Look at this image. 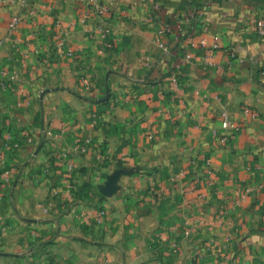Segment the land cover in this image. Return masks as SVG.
<instances>
[{
    "label": "crops",
    "instance_id": "1",
    "mask_svg": "<svg viewBox=\"0 0 264 264\" xmlns=\"http://www.w3.org/2000/svg\"><path fill=\"white\" fill-rule=\"evenodd\" d=\"M262 17L0 0V264H264Z\"/></svg>",
    "mask_w": 264,
    "mask_h": 264
},
{
    "label": "built area",
    "instance_id": "2",
    "mask_svg": "<svg viewBox=\"0 0 264 264\" xmlns=\"http://www.w3.org/2000/svg\"><path fill=\"white\" fill-rule=\"evenodd\" d=\"M24 3H25V1L23 2V4ZM21 22H22V16L20 14L13 15L10 22H9V25H8L9 31H14L20 25ZM256 30H257L258 36L260 38L264 39V17L257 20ZM162 31L165 32V30H162ZM162 45H164V44H162ZM164 47L167 48V46H164ZM214 47L215 48L218 47V44H215ZM245 112L248 114H251L252 116H257V113L252 111L249 108H246ZM229 125H230V121H229L228 117L224 114V120H223L222 126L224 128H228ZM174 250L176 251L175 247H174Z\"/></svg>",
    "mask_w": 264,
    "mask_h": 264
},
{
    "label": "water",
    "instance_id": "3",
    "mask_svg": "<svg viewBox=\"0 0 264 264\" xmlns=\"http://www.w3.org/2000/svg\"><path fill=\"white\" fill-rule=\"evenodd\" d=\"M116 177H117V174H113L109 176L105 186L101 188V192L103 194L110 195L113 193V191L115 190L114 182H115Z\"/></svg>",
    "mask_w": 264,
    "mask_h": 264
},
{
    "label": "rangeland",
    "instance_id": "4",
    "mask_svg": "<svg viewBox=\"0 0 264 264\" xmlns=\"http://www.w3.org/2000/svg\"><path fill=\"white\" fill-rule=\"evenodd\" d=\"M10 139H12V138H10ZM13 140V139H12ZM11 140V141H12ZM25 157V156H24ZM1 160H3V156L0 154V162L1 163H5V162H2ZM5 165H7V164H5ZM7 167H11L9 164L7 165ZM4 171H2V173H3ZM6 172H8V170H6ZM12 179H13V177H11Z\"/></svg>",
    "mask_w": 264,
    "mask_h": 264
}]
</instances>
